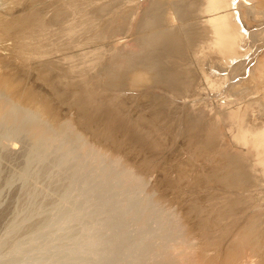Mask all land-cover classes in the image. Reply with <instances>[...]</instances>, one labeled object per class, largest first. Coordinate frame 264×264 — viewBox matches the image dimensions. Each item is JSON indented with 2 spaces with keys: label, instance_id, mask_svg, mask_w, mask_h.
<instances>
[{
  "label": "rangeland",
  "instance_id": "obj_1",
  "mask_svg": "<svg viewBox=\"0 0 264 264\" xmlns=\"http://www.w3.org/2000/svg\"><path fill=\"white\" fill-rule=\"evenodd\" d=\"M71 1L0 0V102L12 108L17 120L23 114L19 122L12 118L18 128L21 123L20 129H14L12 120L3 121L5 115L0 119V264H162L169 258L173 264H264V173L254 172L256 164L226 166L219 160L230 153L218 148L193 154L195 149L188 147L157 150L145 143L140 84L131 85L124 64L107 69L111 54L134 35L133 21L108 24L96 16L94 26L93 21L86 26L78 22L69 39L62 31L77 17L70 16L71 8L63 4ZM78 1L72 4L93 5V0ZM109 11L113 15L115 9ZM25 121L41 123L48 141L44 144V137L32 144L23 132ZM192 155L194 166L189 161ZM231 165L242 167L239 171L245 176ZM221 167L225 173L234 168V176L241 184L240 176L245 177L250 188L240 183L239 187L236 176L231 173L228 178ZM257 177L258 182L252 180ZM254 195L263 208L257 207ZM250 202L255 209L260 207L257 211L263 210L262 216ZM235 205L243 211L234 210Z\"/></svg>",
  "mask_w": 264,
  "mask_h": 264
},
{
  "label": "bare ground",
  "instance_id": "obj_2",
  "mask_svg": "<svg viewBox=\"0 0 264 264\" xmlns=\"http://www.w3.org/2000/svg\"><path fill=\"white\" fill-rule=\"evenodd\" d=\"M79 1H81V0H79ZM71 2L73 3V0ZM92 2H93V5L92 4L90 5V3H89V5H87L88 2H85V4L82 3L83 5H81V3H80L79 6L77 5V3L76 4L74 3V5L72 3H70L67 5V2L66 3L64 2L65 4H63V5L64 6L66 5L67 10H69L68 8H71L70 9L71 13H70V11H67L65 9L66 8L65 7L64 9L66 10V12H69L70 16L77 17V19H76V21L74 20L73 23H69L68 25H66L64 27L65 30L62 31V33H64L63 35L67 36L68 38L69 37L73 38L72 35L75 34L74 29L76 28L77 25H79V24L85 25V23L90 24L93 21L92 25L94 26V24L95 25L97 24L95 22L97 21V19L99 20V18H105L103 20L108 22V24L118 22V24H120V25H122V23H127V25H128V22L131 23L133 21L134 35L131 36V38L129 40L130 42L128 44H122L119 47L116 46L117 49L111 54V57L108 58L107 69H110V68L112 69L114 67L116 68L117 67L116 64H119V66L124 64L123 66L126 65L130 71L128 73L129 78H127V79H129L128 81H130L131 85L136 83V82L140 84V87L142 90L141 97H142V102H143L142 109H144V111L142 113L143 117H141V119L143 118L141 120L142 121L141 122L142 123V125H141L142 131L141 132L143 134V137L141 135L140 138L142 137L141 139H144L145 141L144 140L143 141L145 143H149L151 148L156 147L154 149L158 148L161 150L162 149L167 150L168 148L172 149V148H175L176 146H179V148H181V150L183 147H188V148L195 149L192 151L195 152L193 154H196V150H201V152L203 150H205L207 152L210 151V153H211V151L213 152V150H216L218 148L224 152L230 153V155L228 154L226 157H223V158H225V160L221 159V161H220L218 159L219 162H221L223 164H227L226 166H228V164H232L234 162L238 163L240 165L241 164L242 165H251V164L255 165L256 164L254 166V169H255L254 172H256V170H259L258 174L263 176V173H264V0H137L136 2H132V0H93ZM72 7L73 8L77 7L78 9H76V8L73 9ZM110 9H115L113 15H109ZM95 17L97 19H95ZM71 21H73V20H71ZM100 21H102V19H100L99 22ZM78 22H79V24H78ZM31 23H33V22H31ZM62 27H60V28H62ZM84 27L82 26V29H84ZM118 28H120V27H118ZM34 29H36V27ZM89 30H88V32H89ZM85 31H86V29H85ZM81 34H80V36H81ZM99 34L101 35L103 33H99ZM122 34H124V32H122ZM125 34H126V32H125ZM40 35H41V33H40ZM111 36L114 37V36H118V35L115 34V35H111ZM36 37H32V38H36ZM100 37H103V36H100ZM90 38H91V36H90ZM120 38H122V37L121 36L118 37L117 40H119ZM75 40H77V38ZM100 40H101V38H100ZM117 40H115V41L113 40L112 43H115ZM32 41H33V39H32ZM112 43L110 42V44L109 43L108 44L111 46ZM66 44H68V43H66ZM84 45L85 44H81V46H84ZM115 45H113V46L115 47ZM117 45H119V43ZM108 66H109V68H108ZM124 70H126V69H124ZM123 72H125V71H123ZM123 74H125V73H123ZM117 79H118V77H117ZM117 79H116V81H117ZM117 82H119V81H117ZM124 83H125V85L127 84V82H124ZM7 102H9V101H6V103ZM11 110H12V108H11ZM11 110H10V108H8V106L5 103L0 102V119L3 115H5L4 117H6V118L3 119V117H2V119H3V121H6V123H8L10 120H12V118L16 119L17 114L15 116L11 112L13 115V116H11V113H10ZM22 115L20 112V115H18V117L19 118L23 117ZM19 118H18V120L16 119L17 122H19L21 120V119L19 120ZM15 119H13L12 123L10 122V124H14ZM1 123H0V125H2ZM3 123L6 124L5 122H3ZM24 123L26 124V121ZM156 123H158V125H156ZM33 124L32 125L26 124L28 126H25V125L22 126L23 130H24L23 132L25 134L28 133V135H30V137H31L30 140H32L31 141L32 144H33V142H35L34 144H36V142H41V141H44L46 139H49L46 136V129L43 128L44 126L41 123L36 124V125H35V123H33ZM164 124L167 127L164 126ZM14 125H15V127H14ZM14 125H13L14 129L15 128L17 129L18 126L16 124H14ZM4 126H6V125H4ZM20 126H21V123H20L18 129H20ZM63 132H66V131H63ZM44 137H46V138H44ZM60 137H61V135H60ZM43 138H44V140H43ZM47 141L48 140H46L43 143L45 144ZM58 141H60V140L58 139ZM143 141H142V143H143ZM71 144H73V143H71ZM36 145H38V144H36ZM149 145H148V147L150 148ZM39 146H40V144H39ZM41 146L44 147V145H41ZM184 149H186V148H184ZM184 149H183V151H184ZM10 150L12 152L13 149H10ZM10 150H9V152H10ZM177 150H179V149L177 148ZM87 153H89V152H87ZM216 153H218V150ZM187 154H189V153H187ZM200 154L201 153H199V155ZM207 154H205V155H207ZM223 154H225V153H223ZM225 155H223V156H225ZM84 156L86 157L85 153H84ZM193 157H194V155H192V157H190V160L189 159L188 160L191 161L193 159ZM208 157L209 158L211 157L210 154ZM186 158H187V156H186ZM206 158H207V156H206ZM206 158H204V159H206ZM215 159H217V158H215ZM193 161L195 162V160H193ZM193 161H191V164ZM200 161H202V160H200ZM212 161L213 160L211 159V163L213 164ZM82 162H83V160H82ZM194 162H193V164H194ZM216 162H218V161H216ZM91 163L92 162H90V164ZM193 164H192V166H194ZM195 164L197 165L198 163L196 162ZM204 164H205V162H204ZM214 165L217 166V165H219V163L218 164L214 163ZM199 166H201V165L199 164ZM226 166L225 167L222 166V167L226 168ZM232 166L234 167L235 165H231V167ZM77 167H75V168H77ZM212 167H213V165H212ZM248 167H250V166H248ZM255 167H257L258 169H256ZM223 168H222L221 172L224 170ZM227 168H229V167H227ZM227 168H226V170H227ZM236 168L239 171V169H241L242 167L238 169V167L235 166V171H236ZM246 168H244V169H246ZM216 169H217V167H216ZM231 169H232L231 173L233 174L234 168H231ZM250 169H251V167H250ZM211 170H213V169H211ZM102 171H104V170H102ZM203 171H205V170H203ZM209 171L210 170H208V172ZM213 171H216V170H213ZM235 171H234V174H235ZM241 171L242 170H240L239 172L236 171V173L239 174ZM248 171L245 170L244 173L247 174L246 172H248ZM252 171H253V169H252ZM228 172H230V171H228ZM219 173H220V171H219ZM224 173H225V170H224ZM227 173H225V174H227ZM231 173H228V176L227 175L226 176L229 178V175H231ZM241 173H242V175L241 174L240 175L243 176L244 175L243 172H241ZM221 174L222 175H220V176L222 177L224 174L223 173H221ZM234 174H233V176H234ZM249 175L250 174H248V178L246 177V180L250 179ZM252 175L253 174H251V176ZM259 175H257V176H259ZM216 176H217V174H216ZM218 176H217V178L219 179ZM241 176H240V178H243L242 181L245 182V180H244L245 177H241ZM253 176L256 177V175H253ZM259 177L252 179V180L253 181L256 180V182H258V180H260ZM105 178H107V177H105ZM214 178H215V176H214ZM231 178H232V176L230 177V179ZM225 179L227 180V178H225ZM232 179H234V178H232ZM236 179H237V181L239 180V178H237V176H236V178L234 179V183L236 182L235 181ZM221 180H223V178ZM105 181H107V180H105ZM194 181H196V180H194ZM194 181H193V183H194ZM216 181H217V179H216ZM227 181H230V180L228 179ZM232 181H230V185H233V184H231ZM262 181H263V179H262ZM124 182H122V184ZM244 182H243V184H244ZM247 182H248V180H247ZM217 183H219V181ZM222 183L223 182L221 181V185H222ZM239 183L240 182L238 181V184ZM250 183L248 182L249 185H250ZM261 183L263 184V182H261ZM114 184H115V182H114ZM227 184H229V183L227 182L224 185H227ZM240 184H239V187H240ZM243 184H241V186ZM105 185H107V184H105ZM194 186H196V185H194ZM246 186H248V185L246 184ZM246 186H244V187H246ZM231 187H233V186H230V188ZM254 188H255V186H254ZM111 189H112V187H111ZM237 189H238V186H237V188H235V190H237ZM252 189H253V186L250 190H252ZM126 190H127V188H126ZM246 190L248 191L249 189H246ZM226 191L229 192L228 190H226ZM256 191H257V189H256ZM245 193H247V192H245ZM256 193L257 192H254L253 194H255L256 196L259 195L258 194L259 191L257 194ZM206 195H204V196H206ZM236 195H234V196L238 197V195L237 196ZM255 195H254L255 199L257 198L256 199L257 201L255 203L257 205L258 203H260V201H258L259 198L256 197ZM231 196H233V195H231ZM260 196L263 198L262 194H260L259 197ZM103 197H104V195H103ZM249 200H250V198L248 199V201H246L244 203V205H242L243 204L242 203L240 207L246 206L245 204L247 202H249ZM254 200H252V201H254ZM244 201H245V199H244ZM239 202H236L235 204L238 205ZM241 202H242V200H241ZM130 203L132 204V202H130ZM224 203H225V201H224ZM226 203L228 204V202H226ZM251 203H253V206L255 205L254 202H250V205H252ZM262 203L263 202H261V204ZM96 204H97V202H96ZM102 204H105V203L103 202ZM144 205H146V204H144ZM237 205H235V206H237ZM250 205H248V206L251 207ZM262 205L264 206V204H262ZM262 205L258 204L257 207L261 206V208H263ZM107 206H109V205H107ZM131 207H133V206H131ZM225 207L227 208L228 206H225ZM231 207L232 206H230V209H231ZM240 207L237 206V208H235L234 210H236L238 212L241 210ZM249 207H248V210L250 211L252 209V207H251V209ZM137 208L139 209V207H137ZM194 208H195V206H194ZM238 208H239V210H238ZM253 208H254V211L256 210V213L259 212V211H257V209L259 210L260 207L255 209V206H254ZM141 209H142V207H141ZM107 210H110V209H107ZM147 210H148V208H147ZM195 210H196V208H195ZM226 210H228V208ZM248 210H246V211H248ZM221 211H224V210L221 209ZM236 211L235 212L233 211L234 214L236 213ZM241 211H243V210H241ZM244 211H245V209H244ZM119 212H118V214H119ZM229 212H231V210ZM261 212H259V213H261ZM258 214H257V216H258ZM138 215H136V217ZM263 215H264V213H263ZM133 216H135V214ZM231 216H233V215H231ZM259 216H260V214H259ZM259 216H258V218H259ZM261 216H262V213H261ZM263 218H261L262 221H264ZM222 219L224 220V218H222ZM261 220L259 218L258 221H260V223L262 224ZM144 223H146V222H144ZM262 225H261V228H262ZM255 227H257V226H255ZM259 228H260V226L258 227V229ZM263 228H264V226H263ZM106 230H108V229H106ZM121 230H120V232H121ZM146 230H148V229L146 228ZM162 230H163V228H162ZM167 231H168V228H167ZM83 233H84V231H83ZM93 234H94V232H93ZM122 235L124 236V235H126V233L122 234ZM139 235L140 234H138V236ZM111 239H113V238H111ZM138 239H139V237H138ZM114 241H112V242L114 243ZM169 259L165 260V261L163 260L164 263H162V264H173L172 262H174V261L172 259H170V260ZM157 260H159V259H157ZM138 264H139V262H138ZM177 264H182V262L178 261Z\"/></svg>",
  "mask_w": 264,
  "mask_h": 264
}]
</instances>
